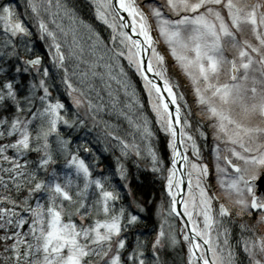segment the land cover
Here are the masks:
<instances>
[{"label":"snow or ice","instance_id":"1","mask_svg":"<svg viewBox=\"0 0 264 264\" xmlns=\"http://www.w3.org/2000/svg\"><path fill=\"white\" fill-rule=\"evenodd\" d=\"M62 128L118 149L121 184ZM132 156L163 181L159 203L137 197ZM181 236L186 264H264V0H0V264H176Z\"/></svg>","mask_w":264,"mask_h":264},{"label":"trees","instance_id":"2","mask_svg":"<svg viewBox=\"0 0 264 264\" xmlns=\"http://www.w3.org/2000/svg\"><path fill=\"white\" fill-rule=\"evenodd\" d=\"M4 2H11L17 5H20L22 3V0H4ZM18 11L22 14L23 8L19 7ZM29 27L31 28L30 25ZM31 31L35 33L34 28H31ZM33 41H34V52L42 55L44 57L45 65L48 67H51L50 63L47 60V50L45 49L43 42L38 41L35 35L33 36ZM160 48L163 51L164 49L163 44L160 45ZM86 58L88 57L86 56ZM81 69L87 70V65L82 64ZM97 71L102 72L103 69H98ZM174 74L176 76H179L178 70H175ZM27 79L28 78L25 76V79H24L25 84L27 83ZM180 82L181 84H186V81L184 80L183 77H180ZM93 83L95 84L96 89L100 91L101 96L104 97V101L107 103L109 98L107 95V90L104 88V83L101 82L99 77L95 78ZM134 83L137 84V90L141 93V98L146 104L147 96H146V93H143V85L141 82H139V77L134 78ZM111 84H112V90L115 93L118 88V85H116L114 81L111 82ZM59 87L60 86L57 84V88ZM185 91H188V89L186 88ZM59 94L61 95V98L67 103V97L64 96L62 90L60 91ZM53 95L54 96L57 95V92L53 91ZM92 95L95 96V93H92ZM118 95H119L120 101L122 102L125 99L123 92L120 91ZM188 99L191 102L192 97L190 94L188 95ZM121 106H122V103H121ZM150 111H151L150 109H146V113L149 114V118L152 121L151 126L153 128V131L156 133V138L152 140V145L153 147L157 149L158 153L162 155L163 158L167 161L170 155H169V151L167 148L166 137L163 134H161V132L159 131L157 125L155 124V117L154 115L150 114ZM101 116H103V118L105 120H108L110 123L119 124L122 129L120 134L122 136H125V138L129 142L132 141L133 135H135L137 143L141 144L142 152H145L144 142L141 141L139 134L136 133L134 129L130 128L126 121H124L122 118L118 120L115 116H109L107 115V113H101ZM88 126L91 127L90 121H89ZM62 131L65 132L66 136L71 134L73 145L87 144L89 147L93 149V151L96 152L97 156H99L100 158L99 162L95 165L93 169L94 176H98L101 174L111 175L113 179V183L117 185L121 184V181L119 180V177L116 175V172H115V168H116L115 157L120 155L118 149L113 150L110 148L108 152H104L103 151L104 145L102 143L94 142V138L97 136L96 130H94L92 133H88L86 128L79 130V131L65 130L62 128ZM209 142L211 144L210 138H209ZM80 155L84 157L89 163H92V156L90 154L84 153L83 150L81 149ZM210 159L211 158L209 156H206L205 161L207 162ZM135 160H136V157L132 156L129 160L122 161L125 163V166L129 169L133 190L135 191L138 198H141L143 200H152L153 198H155L156 202L159 203L163 181L159 179L157 174H154L151 171L146 170L148 165L145 160L139 161V164H140L139 169H137V167L133 163V161ZM145 219L147 220V228L145 229V233L151 239L154 236L153 230L158 229V225H159V222L155 215L154 206L149 205V211L146 214ZM180 239H181V247L178 248L177 252L173 254L172 256H170L169 259L170 260L174 259L176 264H186V244L183 243V239L181 237ZM181 257H183V261L181 260Z\"/></svg>","mask_w":264,"mask_h":264},{"label":"rangeland","instance_id":"3","mask_svg":"<svg viewBox=\"0 0 264 264\" xmlns=\"http://www.w3.org/2000/svg\"><path fill=\"white\" fill-rule=\"evenodd\" d=\"M38 40V39H37ZM39 41V40H38ZM157 127H158V125H157ZM158 129H159V127H158ZM161 134H163V133H161ZM164 135V134H163ZM166 141H167V138H166ZM199 142V141H198ZM200 144H201V147H202V149H203V143L202 142H199ZM209 144H210V142H209ZM169 151V150H168ZM169 155H170V151H169ZM206 156H209L210 157V155H209V153L207 152V151H204V157L206 158ZM189 157H190V159H195L194 157H192L191 156V151L189 150ZM211 158V157H210ZM187 194V189H186V191L184 192V195H186ZM158 227H159V225H158ZM181 238H182V236H181ZM183 239V238H182ZM187 246V245H186Z\"/></svg>","mask_w":264,"mask_h":264},{"label":"water","instance_id":"4","mask_svg":"<svg viewBox=\"0 0 264 264\" xmlns=\"http://www.w3.org/2000/svg\"><path fill=\"white\" fill-rule=\"evenodd\" d=\"M185 184H186V182H185ZM185 186V185H184ZM184 186H183V189H184ZM179 207V206H178ZM185 219H186V217H185Z\"/></svg>","mask_w":264,"mask_h":264}]
</instances>
